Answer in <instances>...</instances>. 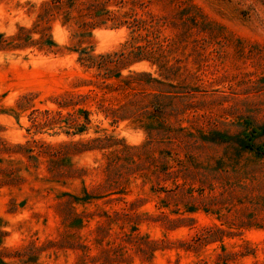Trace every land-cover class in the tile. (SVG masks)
I'll return each mask as SVG.
<instances>
[{
    "label": "rangeland",
    "instance_id": "obj_1",
    "mask_svg": "<svg viewBox=\"0 0 264 264\" xmlns=\"http://www.w3.org/2000/svg\"><path fill=\"white\" fill-rule=\"evenodd\" d=\"M249 136L264 0H0L7 264H264Z\"/></svg>",
    "mask_w": 264,
    "mask_h": 264
},
{
    "label": "trees",
    "instance_id": "obj_2",
    "mask_svg": "<svg viewBox=\"0 0 264 264\" xmlns=\"http://www.w3.org/2000/svg\"><path fill=\"white\" fill-rule=\"evenodd\" d=\"M105 19H109V18H105ZM140 59L141 58H137L136 56H134V60H132V61H138ZM211 141H214V138H211ZM238 143L242 149L253 150L257 154L264 153V151L262 150V148L259 145H255L252 142V137H250V136L247 137L246 139H239ZM0 264H7V263L2 258H0Z\"/></svg>",
    "mask_w": 264,
    "mask_h": 264
}]
</instances>
